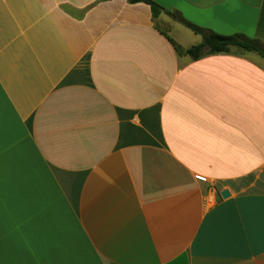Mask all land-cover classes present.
I'll use <instances>...</instances> for the list:
<instances>
[{"label":"crops","instance_id":"crops-1","mask_svg":"<svg viewBox=\"0 0 264 264\" xmlns=\"http://www.w3.org/2000/svg\"><path fill=\"white\" fill-rule=\"evenodd\" d=\"M152 1L264 43V0ZM201 42L145 3L0 0V264H264V58L173 45Z\"/></svg>","mask_w":264,"mask_h":264},{"label":"trees","instance_id":"trees-1","mask_svg":"<svg viewBox=\"0 0 264 264\" xmlns=\"http://www.w3.org/2000/svg\"><path fill=\"white\" fill-rule=\"evenodd\" d=\"M128 2L131 4H148L151 7L154 18H158L162 13H165L187 26L196 35H200L202 37V42L186 50L173 43L179 54L188 55L194 61L200 60L209 55L229 54L233 49H237L240 52L256 53L264 58V43L258 39H251L240 34L224 36L209 30L198 28L183 19L178 18L176 15L164 11L160 5L152 0H128Z\"/></svg>","mask_w":264,"mask_h":264},{"label":"built area","instance_id":"built-area-1","mask_svg":"<svg viewBox=\"0 0 264 264\" xmlns=\"http://www.w3.org/2000/svg\"><path fill=\"white\" fill-rule=\"evenodd\" d=\"M196 179L200 182L206 183L207 182V178L203 177V176H197Z\"/></svg>","mask_w":264,"mask_h":264},{"label":"water","instance_id":"water-1","mask_svg":"<svg viewBox=\"0 0 264 264\" xmlns=\"http://www.w3.org/2000/svg\"><path fill=\"white\" fill-rule=\"evenodd\" d=\"M230 195V193L228 192V191H223L222 193H221V196L223 197V198H226V197H228Z\"/></svg>","mask_w":264,"mask_h":264}]
</instances>
